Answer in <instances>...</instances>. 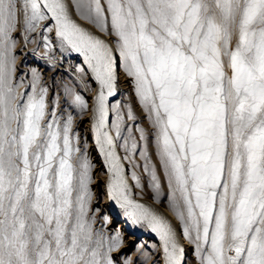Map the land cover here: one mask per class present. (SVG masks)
I'll return each mask as SVG.
<instances>
[{"label": "snow or ice", "instance_id": "6c2138e0", "mask_svg": "<svg viewBox=\"0 0 264 264\" xmlns=\"http://www.w3.org/2000/svg\"><path fill=\"white\" fill-rule=\"evenodd\" d=\"M73 10L111 41L82 27ZM50 34L61 51L83 57L86 68L75 71L84 88L88 73L97 85L91 105L64 92L91 113L107 198L132 226L156 234L164 264H182L184 249L172 225L133 198L122 159L137 143L131 127L122 137L125 117L109 104L116 53L156 130L170 207L200 264H264V0H0V264H117L125 244L119 229L108 231L113 217L94 227V166L72 114L49 112L35 68L27 84V73L17 75L38 39L39 55L54 64ZM127 119H135L131 108ZM140 155L148 173L147 151ZM150 176L158 193L154 168ZM131 179L141 188L135 172Z\"/></svg>", "mask_w": 264, "mask_h": 264}, {"label": "rangeland", "instance_id": "374dc122", "mask_svg": "<svg viewBox=\"0 0 264 264\" xmlns=\"http://www.w3.org/2000/svg\"><path fill=\"white\" fill-rule=\"evenodd\" d=\"M84 28L89 31L93 30L86 27ZM92 32L95 35H100L102 39H104L103 35H106L99 34L98 30L96 29H94ZM50 39L52 40L50 56L54 58V64H50L47 58L39 55V53L44 52V47L42 39H38L37 44H29L25 49V51L28 52V55L26 59L23 60V63H21L18 59L17 75L19 76L21 73H27L25 79V83L27 84L31 80V69L35 68L40 74L39 86L46 87L48 89L46 99L49 112H51L52 108L55 107L57 113L62 117L68 113L72 114L73 132L78 137V146L82 150H85L86 147L88 158L94 166L92 169L93 183L91 184L94 197L92 202V210L93 212H95L97 208L100 210L98 213H96V224L94 227L100 228L102 226V218L105 214L113 217V222L108 225V231L111 233L119 229L122 232L123 239L125 241V244L121 250L118 253H114L117 264H123L124 259H131L133 264H164L160 260L162 244L160 243V240L156 234L153 233L146 225L143 227L132 226L122 215L119 214V210L116 207V210L113 212L110 209L109 204L105 205L107 198L102 186L104 185V177L107 175V169L105 168L104 163L99 160L102 158V156L99 154L96 145L93 141H90L92 137L90 130L86 125H84L88 121V118L92 117L91 113H81L78 109L73 107L70 103L71 97L66 96L64 92L65 86L72 88L74 91L81 93L91 105L93 97L92 95L95 94L97 85L95 81L91 79V73H88L84 79L90 84V87L85 89L83 84L80 83L78 75L75 71L77 65H81L86 68V65L83 64V57L68 50L61 51L60 45L56 41L54 34H50ZM109 39L112 38L109 37ZM234 43L235 40L233 41V44ZM32 49L36 50V54H33ZM20 55L21 54L19 52L18 46V56ZM120 69L121 71L117 72V76L119 77L117 83V92L114 97L109 98V104L110 107L112 104H119V111L125 117L121 129L122 137L128 135V128L131 127L133 129L131 134L137 143L136 152L134 154H130L128 160H123L125 162L126 175L128 178H130V183L133 187V198L155 212L156 208L154 203L156 204L163 202V204H166L169 207V196L173 193L169 188V179L165 175V170L160 163V157L158 155V147L156 143V130L149 119V114L144 110L143 106L139 102V98L135 94L134 83L132 79L127 77L122 65H120ZM23 90L24 89L22 88L21 91ZM28 91H31V89L29 88ZM128 108H131L135 117L134 120L129 121L127 119ZM112 118H114V115L110 112V122ZM137 127L143 129L145 136L144 140L140 139V133L135 130ZM113 135H115L114 132ZM116 142L118 145L117 150L119 151V155L124 157L125 152L119 148V145L123 144L124 140L119 139ZM142 150L147 151V157L149 161L148 173L144 171V165L146 161L140 155ZM133 165H136V167ZM153 168L156 171V176L160 184L158 193L149 186L151 180L150 171ZM132 172H135L139 177L141 188H137L134 181H132ZM175 195L177 199H179V193H176ZM149 201L151 202L149 203ZM157 214L159 215V213ZM123 223L124 225H122ZM128 236L131 237L129 240L127 239ZM189 249V251H191L193 254L185 253V264H200L195 253V246L191 244Z\"/></svg>", "mask_w": 264, "mask_h": 264}, {"label": "bare ground", "instance_id": "6f19581e", "mask_svg": "<svg viewBox=\"0 0 264 264\" xmlns=\"http://www.w3.org/2000/svg\"><path fill=\"white\" fill-rule=\"evenodd\" d=\"M72 15H73V19H76L77 20V22L78 23H80V25H82V26H84V27H86V28H88V29H93L94 30V28L91 26V25H88L87 24V22H85V21H81V20H79L76 16H75V12H74V10H73V12H72ZM93 30H90V31H93ZM97 32V31H96ZM97 34V33H96ZM99 34H101V33H99ZM100 36V35H99ZM103 38H104V40L106 41V42H110L111 41V39H109V37L107 36V35H103ZM39 50V49H38ZM59 50V49H58ZM38 53V52H37ZM59 53V52H58ZM116 55V58H117V69H116V71L118 72V71H121V69H120V63H119V56H118V53H116L115 54ZM65 57V56H64ZM59 63V62H58ZM62 64V63H61ZM61 67H63V66H61ZM89 78V77H88ZM119 78V77H118ZM123 86V85H122ZM93 96V95H92ZM87 117V116H86ZM89 117V116H88ZM91 123H92V117H89L88 118V121L86 122V124H84V125H86L87 127H88V129L90 130V132H91ZM91 139H90V141L92 142H94V144H95V139H94V136H93V133L91 132ZM93 144V145H94ZM117 152H118V154H119V151L117 150ZM103 159V157L102 158H100L99 160L100 161H102V163H104V161L102 160ZM122 164L124 165V167H125V162L123 161V159H122ZM106 174V173H105ZM104 185L102 186V189H103V191H104V193H105V195H106V198H107V192H106V187H105V185H106V181H107V175L104 177ZM128 182H129V185H130V187H131V189H132V192H133V187H132V185H131V181H130V178H128ZM134 196V195H133ZM146 201V200H145ZM148 201V200H147ZM151 201H149V203H150ZM148 203V204H149ZM154 203V202H153ZM152 203V204H153ZM110 205L109 207H110V209L114 212V210H116L115 209V205H114V203L113 202H111V201H109L108 200V198H107V200H106V202H105V205ZM151 205V204H150ZM154 205H155V208H156V211H157V213H159V215L160 216H162L165 220H167L171 225H172V228H173V230H174V232L176 233V240H177V243L184 249V257H183V262H182V264H185V262H186V255H185V253L187 254V253H189V254H193L191 251H189L190 249H189V246H191V243L187 240V239H185L184 238V235H183V229H182V226H181V224H180V221H179V219L176 217V215H175V213L172 211V209H171V207L169 206H167L166 204H163V202L162 203H154ZM155 211V212H156ZM122 225H124V223L122 224ZM143 227V226H142ZM131 237L130 236H128L127 237V239L129 240ZM157 238V237H156ZM160 243H161V241H160ZM161 247V246H160ZM193 248V247H192ZM194 252V251H193ZM189 258V257H188ZM160 260L164 263V253H163V249H161V255H160ZM188 260V259H187ZM197 263V262H196Z\"/></svg>", "mask_w": 264, "mask_h": 264}]
</instances>
